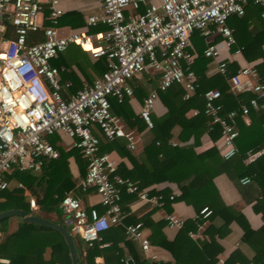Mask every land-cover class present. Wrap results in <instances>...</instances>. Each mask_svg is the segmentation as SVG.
I'll list each match as a JSON object with an SVG mask.
<instances>
[{
  "label": "built area",
  "instance_id": "built-area-1",
  "mask_svg": "<svg viewBox=\"0 0 264 264\" xmlns=\"http://www.w3.org/2000/svg\"><path fill=\"white\" fill-rule=\"evenodd\" d=\"M249 1L264 5V0H99V11L87 17L85 26L63 31L58 27L64 12L60 0H0V192L9 186L5 173L12 169L40 172L48 159L58 157V150L47 136L61 133L71 139V146L87 162L79 188L85 191L93 187L105 207L100 214L71 193L64 194L59 202L86 246L100 242V233L119 222L123 190L152 207L160 206L159 196L118 174V161L109 152L99 151L93 129H99L107 138L124 137L127 147L135 149L138 136L126 130L121 119L111 113L109 99L120 103L132 96L130 82L143 71L158 75L157 87L147 93L138 109L147 128L152 127L151 114L159 91L179 84L182 98H191L198 87V76L192 69L198 56L191 39L194 31L203 37V55L213 63L215 72L225 74L229 63L238 65L237 71L227 77L229 89L253 93L249 104L240 106V113L229 110L222 114L220 91L209 88L204 92L203 111L210 117L209 128H219L220 156L229 159L235 155L238 114L249 123L250 107L264 112V82L257 70L260 59L249 61L244 57L242 47L236 45L234 29L227 23L231 16L243 14ZM142 4L146 6L140 12ZM261 16L264 18V11ZM98 23L107 29L90 35L88 27ZM7 24L11 25L13 37H5ZM39 30L43 40L29 43L28 33ZM216 36L221 39L213 41ZM69 44L87 50L94 59L104 57L107 69L91 84H84L74 95L64 98L58 68L50 60ZM189 113L196 115L199 110L193 108ZM177 144L176 140L171 142L172 146ZM262 152L247 151L244 162H253ZM240 182L246 184L249 178L242 177ZM210 213L207 206L199 211L203 219ZM164 218L170 227L184 224V218L173 213ZM125 234L137 241L143 252L149 250L151 243L142 222L127 224ZM189 234L197 236L195 232ZM6 262L0 257V264Z\"/></svg>",
  "mask_w": 264,
  "mask_h": 264
},
{
  "label": "trees",
  "instance_id": "trees-1",
  "mask_svg": "<svg viewBox=\"0 0 264 264\" xmlns=\"http://www.w3.org/2000/svg\"><path fill=\"white\" fill-rule=\"evenodd\" d=\"M263 11L264 5L249 1L244 5V13L231 16L227 23L234 28L236 45L242 47L244 57L249 61L260 59L257 70L259 79L264 82V52L262 50L264 18L261 17ZM10 29L11 25L7 24L5 37H13ZM191 39L198 52V56L192 65V69L198 76V87L194 95L184 100L182 98L183 88L179 84H173L158 92V99L166 108V111L160 117L151 115L152 127L148 129L151 131L153 138L141 150L139 161L125 148L123 137H98L99 151H115L119 156H125L129 159L132 162V167L127 170L122 164L118 163L117 172L121 176L132 180L139 188H148L153 182L168 181L175 183L179 192L178 195L184 202L197 209L198 218H202L199 214L201 207L207 206L210 208L211 213L208 218L212 220L219 216L222 224L217 227L210 224L206 229L209 236L214 232L221 235L230 221H236L243 230L242 243L253 252L252 264H264V222L257 229L249 227L239 210L222 202L213 182L216 175L225 173L241 187L242 195H249L253 190L258 210L262 212L264 217V112L262 109L250 107L248 113L249 124H245L241 115L238 114L236 118L238 134L234 140L237 152L229 159H223L217 146L219 128L217 125L212 126L211 129L209 128L210 117L203 111L205 104L204 92L209 88H217L220 91L218 103L221 105L222 114L229 110L239 112L242 104H249L253 93L250 91L232 92L229 89L227 77L237 71L238 65L229 63L225 74L215 72L210 59L203 55V49L206 47L203 37L198 31H194ZM41 40H43L41 30L28 33L27 41L29 43ZM216 40H218V37L213 39V41ZM97 61L98 71L103 73L107 69L106 60L98 59ZM58 72H60L59 69ZM142 73L148 81L154 80V75L152 76L151 72L143 71ZM152 85L154 88L157 87L155 80ZM109 101L110 111L124 118L127 116L129 112L125 99L120 103L115 98H110ZM193 108L198 109L199 113L188 116L187 112ZM134 124L139 129L146 127L144 121L136 117L134 118ZM174 127L179 128L176 139H174L179 144L172 146ZM93 131L95 132L94 129ZM204 133L209 135L211 144L204 150L196 152L195 148ZM54 147L58 150L59 155L56 158L48 159L43 167L44 173H48V182L42 198H37V202L41 208L59 211L57 210L58 202L74 184L69 178L70 174L67 168V157L74 152V149L64 150L58 146ZM250 150H263V152L253 162L244 164L245 154ZM83 160V166L86 168L87 162L85 159ZM84 167H82V171ZM245 176L249 178V182L242 185L239 179ZM4 177L7 180L15 178L30 189H32V183L36 178L29 171H19L17 169H12ZM54 193H56V197H54ZM168 193L166 189H163L157 194H161L159 196L161 201L164 199V202H167ZM145 222L151 229L148 236L150 243L161 245L167 249L174 258L173 264H214L217 261L216 254L220 250V246L211 236L208 241L194 240L188 236V230L195 228L194 222H184L172 240H167L160 232L161 222H152L144 218ZM112 225L110 224L109 227ZM102 234L103 231L100 235ZM6 240L18 242L17 246H14L17 252L15 256L11 257L12 262L26 259V264H35L38 258L40 259L46 245H49L55 254L68 255L66 243L59 232L35 224H21ZM104 240L105 237L103 236L102 241ZM131 242L126 240L125 244L129 246ZM9 244L7 241L4 242L5 246H9ZM98 244V242H95L93 249H97ZM113 245V243L110 244L107 250L112 249ZM25 249L26 251H24ZM93 249L88 247V253L93 254L95 252ZM241 260V252L235 250L224 260L223 264H234ZM134 264L168 263L150 262L145 258L136 257L134 258Z\"/></svg>",
  "mask_w": 264,
  "mask_h": 264
},
{
  "label": "crops",
  "instance_id": "crops-1",
  "mask_svg": "<svg viewBox=\"0 0 264 264\" xmlns=\"http://www.w3.org/2000/svg\"><path fill=\"white\" fill-rule=\"evenodd\" d=\"M60 5L64 12L58 19V27L63 31L82 28L85 26L87 17L97 13L100 8L99 0H60ZM145 6L146 4H142L139 11L142 12L145 9ZM44 13L47 14V8L44 9ZM106 29L107 26L105 24L98 23L96 25L89 26L87 32L90 35H94L95 33ZM216 37H218V40L221 39L220 36ZM98 59L101 60L105 58L100 57L94 59L87 50H84L76 44H69L63 51L59 52L57 57L50 60V64L60 70L59 77L61 94L64 98H69L74 95L83 87L84 84H91L95 77L102 74L98 71ZM151 75H154L153 79L157 84L158 75L156 73H151ZM154 80L148 81L144 77L143 73L139 77L133 78L130 82L133 89V95L126 96L124 98L126 100L129 113L124 118L111 111L112 114L121 119L126 130H130L138 136L134 150H130L127 147V141L123 137L126 145L125 148L138 161L140 160L139 154L141 150L152 140L153 135L145 126L139 129L137 125L134 124V118L136 117L141 119L138 116V109L143 101V98L151 89L154 88L152 85ZM66 83H68V85H65ZM190 110L187 112L188 116H191L189 113ZM165 111L166 108L158 99L154 104L151 115L154 117H160ZM94 130L98 137L103 138L104 135L97 128H94ZM178 131L179 128L174 127L173 140L176 139L175 137L178 134ZM47 139L53 146L61 147L64 150L74 149V152L67 157V168L68 173L70 174L69 178L74 184L64 194L71 193L77 197L85 207H93L100 214L104 213L105 207L99 203L98 195L95 189L90 187L83 191L78 186V181L81 177H84L86 168L83 166L84 160L79 150L71 146V139L61 133L49 135ZM210 144L211 139L209 135L204 133L200 137L199 144H197L195 150L196 152H200L207 148ZM109 153L117 159L118 163L122 164L125 169L128 170L132 167V162L125 156H119L115 151H111ZM243 163L247 164L244 162V159ZM82 167H84V172L82 171ZM29 172L36 177L32 183V189L15 178L8 179V188L0 193V212L8 209H22L29 211L40 218L65 225L73 238L79 264H82L83 262H87L88 264H134V258L136 257L145 258L150 262H166L168 264H173L174 258L172 254L161 245L151 243L149 250L147 252H143L139 243L135 240L133 241L129 239L125 234V226L127 224L140 221L143 224L144 233L148 237L151 233V229L146 222L144 223V218H147L152 222H161L162 225L160 232L167 240H172L175 238L180 227L176 228L167 225L164 216L168 213H173L183 217L185 223L188 221L194 222L195 228L188 230V236L190 238L194 240L208 241L211 236L214 241L218 243L220 250L216 254L217 261L214 264H223L224 260L235 250H239L241 252L242 260L237 261L234 264H252L251 259L253 252L248 246L242 243L241 236L243 230L236 221H230L226 226V230L221 233V235L214 232L209 236L206 232L207 227L210 224L215 227L220 226L222 224L221 218L219 216H216L212 220L208 217L206 219L198 218L197 209L191 204L184 202L178 195L179 192L175 183L168 181L153 182L147 188L150 194L156 196H161V194L157 193L163 189H166L169 192L168 198L166 199L167 202H164V199H162V204L156 207H152L148 203L140 201L136 194H130L123 190L120 200L121 213L119 222L103 231L101 238L104 236L105 240L102 241L101 239V241L98 242L99 244L97 249H93L94 245L91 246V249L95 252L90 254L88 253V246H86L80 236L75 231V234L72 235L70 230L72 221L61 211L59 202L57 205V210L59 211H56L55 209L47 210L41 208L38 204L37 198H42L47 187L48 173H44L43 168L40 172ZM213 182L222 202L225 205L232 206L239 210L244 216L249 227L257 229L263 224L264 217L262 212L258 210V204L255 194H253V190L249 195H242L240 191L241 187L225 173L216 175ZM240 184L242 183L240 182ZM170 195H174V198L171 199ZM56 196V193H54V197ZM32 203H34V205H32ZM21 224L31 223H24L21 221L19 216L15 215L5 217L0 220V257L8 260V262L1 264H26V259H21V261L16 262L11 261V257L15 256V253L17 252L14 246L18 242L15 240H6L19 228ZM189 232H195L197 236L192 237ZM126 240L132 241L129 246L125 244ZM5 241L10 243L9 246L4 245ZM112 243L114 244L113 248L107 250V248H109L108 246ZM24 251H26V249ZM35 264H71L69 251L68 255L55 254L52 251V248L49 245H46L41 253L40 259L38 258Z\"/></svg>",
  "mask_w": 264,
  "mask_h": 264
},
{
  "label": "water",
  "instance_id": "water-1",
  "mask_svg": "<svg viewBox=\"0 0 264 264\" xmlns=\"http://www.w3.org/2000/svg\"><path fill=\"white\" fill-rule=\"evenodd\" d=\"M13 215L19 216L21 221L24 223L36 224L42 227L51 228L59 232L67 245L70 259H71V264H79L73 238L68 232L65 225L40 218L32 214L31 212L22 210V209H8V210L1 211L0 220H2L5 217H9Z\"/></svg>",
  "mask_w": 264,
  "mask_h": 264
},
{
  "label": "rangeland",
  "instance_id": "rangeland-1",
  "mask_svg": "<svg viewBox=\"0 0 264 264\" xmlns=\"http://www.w3.org/2000/svg\"><path fill=\"white\" fill-rule=\"evenodd\" d=\"M70 230H71V233H72V235H74V234H75V232H74L73 223L71 224V228H70Z\"/></svg>",
  "mask_w": 264,
  "mask_h": 264
}]
</instances>
